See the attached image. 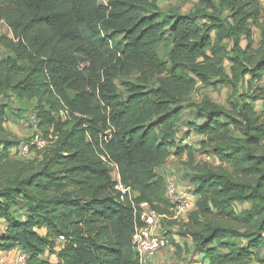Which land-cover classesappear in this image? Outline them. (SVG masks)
I'll list each match as a JSON object with an SVG mask.
<instances>
[{
    "label": "trees",
    "instance_id": "trees-1",
    "mask_svg": "<svg viewBox=\"0 0 264 264\" xmlns=\"http://www.w3.org/2000/svg\"><path fill=\"white\" fill-rule=\"evenodd\" d=\"M197 1L182 14L158 0H0L12 35L0 36L10 54L0 60V254L140 264L136 206L172 215L160 171L187 155L196 201L181 235L203 264H264V9ZM223 88L227 107L203 92ZM11 97L33 104L48 142L29 158L6 127ZM180 125L198 145L178 141ZM198 156L220 165L194 167ZM109 165L131 195L122 199Z\"/></svg>",
    "mask_w": 264,
    "mask_h": 264
},
{
    "label": "rangeland",
    "instance_id": "rangeland-1",
    "mask_svg": "<svg viewBox=\"0 0 264 264\" xmlns=\"http://www.w3.org/2000/svg\"><path fill=\"white\" fill-rule=\"evenodd\" d=\"M158 2L161 9L164 12L178 11L182 14L192 11L195 8V6H197L198 4L197 0H158ZM100 3L101 5H107L108 0H100ZM263 9H264V4H263ZM0 36H4L8 38L12 37L10 30L3 23H0ZM255 37L256 39H258L257 33L255 34ZM158 53L163 60H167L169 53L168 46L165 45L164 43L160 44L158 46ZM9 55L10 54L8 53V51H6V49H4L0 45V60L6 58ZM120 89L122 90L121 87ZM203 92L205 94H208L209 97L215 103L224 107L228 106V99L231 94L229 89L223 88L218 91L207 90ZM200 97H201V92H197L193 95V100L197 101L200 99ZM7 103L9 104V109L7 111L6 127L17 140H19L21 143H25L28 140H30L34 135L33 129L29 127L30 117L33 115L32 114L33 104L27 102L21 103L15 97H11V99H9ZM262 105L263 104H258V107H262ZM186 119H190L188 111L185 115V120ZM188 131L189 129L186 126L180 125L179 134L177 137L178 141L188 146L198 145V143L201 141L202 138L198 137L197 134L193 132H191V135L189 137L184 138L185 133H188ZM188 160L189 159L187 155H184L182 159H177V160L171 159L169 163L160 171V174L166 179L167 187L170 184L169 182H174L173 190H175L174 192L175 195H178L180 198H184V199L186 197L187 198L189 197L188 199H192L196 201L195 198H191L193 188L189 184L190 179L186 178V175L188 176L192 174L191 169L185 166V164L188 163ZM204 161H207L215 166L220 165V163L212 157L198 156L193 166L195 167L197 165H200ZM108 168L110 169V173L113 179L116 181L118 175L116 168L111 165H109ZM248 208L249 206L247 205L237 206L238 211ZM193 209H194V204H193ZM188 216L189 214L185 216L186 217L185 219L179 221L178 222L179 224L176 225L171 224L173 222L168 220L163 222L164 229L167 232V238L169 244L166 249L162 250L159 253V255H157L156 258L158 259L153 264H203L204 260L202 259V254H199L195 250L192 240L188 237L181 235L180 226L182 223L187 221ZM0 224H1L0 232L5 231L7 228L6 224H2V222ZM58 246H60V243H58ZM15 252L16 251H14V253L11 256H7V257H11V260L14 259L13 264H16ZM4 255L5 254H2L0 257L1 264H7L6 263L7 257H5Z\"/></svg>",
    "mask_w": 264,
    "mask_h": 264
},
{
    "label": "built area",
    "instance_id": "built-area-1",
    "mask_svg": "<svg viewBox=\"0 0 264 264\" xmlns=\"http://www.w3.org/2000/svg\"><path fill=\"white\" fill-rule=\"evenodd\" d=\"M258 1L263 6L264 0ZM62 115H64V113H62ZM29 127L33 129L34 135L28 142L23 143L19 147L20 155L23 158H29L32 156L33 148L42 150L47 147L48 144L47 140L39 132V125L36 115H32L30 117ZM116 182V190L121 192L122 199H124V196L128 194L131 195L130 189L125 188L121 184L119 174L117 175ZM169 183L167 187V196L169 201L175 204V209L173 210L172 215H160L148 203H141L136 206V214L138 213L139 215L141 226L137 227L135 230L133 235V246L138 255L140 264L152 263V260L155 259L162 250L167 248L169 242L163 222L167 220L179 222L185 219V216L190 214V212L193 210V205L187 197L184 199L180 198L178 195H175V190H173L174 182ZM15 263L27 264V255L17 251Z\"/></svg>",
    "mask_w": 264,
    "mask_h": 264
},
{
    "label": "crops",
    "instance_id": "crops-1",
    "mask_svg": "<svg viewBox=\"0 0 264 264\" xmlns=\"http://www.w3.org/2000/svg\"><path fill=\"white\" fill-rule=\"evenodd\" d=\"M6 126H7V124H6ZM8 127H9V126H8ZM172 159H174V158H172ZM188 198H189V197H188ZM191 198H193L192 195H191ZM1 222H2V221H1ZM1 222H0V223H1ZM2 224H6V223H5V222H2ZM0 225H1V224H0ZM6 226H7V224H6ZM13 253H14V252H12V253H7V252H5V253H2V254H5L4 256L7 257V256H11ZM157 259H158V258L153 259V260H152V264H153L155 261H157ZM6 263H7V264H13V263H14V259L11 260V257H7Z\"/></svg>",
    "mask_w": 264,
    "mask_h": 264
},
{
    "label": "clouds",
    "instance_id": "clouds-1",
    "mask_svg": "<svg viewBox=\"0 0 264 264\" xmlns=\"http://www.w3.org/2000/svg\"><path fill=\"white\" fill-rule=\"evenodd\" d=\"M17 251L15 252V255H16ZM2 255V253L0 254V256ZM152 264V263H151Z\"/></svg>",
    "mask_w": 264,
    "mask_h": 264
}]
</instances>
